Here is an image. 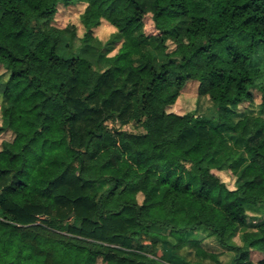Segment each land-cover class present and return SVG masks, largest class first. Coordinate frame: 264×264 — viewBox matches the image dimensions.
<instances>
[{
    "label": "trees",
    "instance_id": "trees-1",
    "mask_svg": "<svg viewBox=\"0 0 264 264\" xmlns=\"http://www.w3.org/2000/svg\"><path fill=\"white\" fill-rule=\"evenodd\" d=\"M77 3L82 38L54 24ZM263 57L264 0H0V264H264ZM190 81L215 116L168 112Z\"/></svg>",
    "mask_w": 264,
    "mask_h": 264
},
{
    "label": "rangeland",
    "instance_id": "rangeland-1",
    "mask_svg": "<svg viewBox=\"0 0 264 264\" xmlns=\"http://www.w3.org/2000/svg\"><path fill=\"white\" fill-rule=\"evenodd\" d=\"M86 9V4L77 3L72 6H59L58 14L55 18V26L59 28H65L69 25H74L77 27V34L80 38L84 35V28L81 25L80 17L84 13ZM145 31L148 34H152L155 32L153 23L151 22V18L147 17L145 21ZM95 36L98 37L103 43H106L111 35L115 32V30L106 22H103L102 25L95 29ZM68 38H65L64 44L60 49V53L63 52L64 47L66 44L69 43ZM123 40L119 39L118 42L110 45V46H103L99 44L97 41H91L87 44H81L80 42H74L75 45V53L80 56L87 57L90 61L94 63H99L105 66L104 60L109 57L115 56L122 44ZM157 56L158 63L164 61V56L161 53H155ZM264 60V57H263ZM5 69L0 66V80L5 82L8 79V75L5 74ZM199 82L190 81L187 83L186 87L184 88L183 92L181 93L180 98L176 102V104L172 107L168 108V112H173L179 115L185 114H196L198 116H205V117H213L215 116L216 110L215 107L211 104L208 98L206 97H199ZM254 95V103L249 105L248 103L243 104L240 106L239 111L244 112L248 111L250 114H259V104L261 103V93L258 88L252 90ZM0 107H1V100H0ZM3 124L1 114H0V125ZM112 127V124H109ZM125 130L134 131L131 127H125ZM14 135L10 132L4 133L0 137V150L3 141H12ZM229 147L233 148V144L230 143ZM237 153H241L239 149H235ZM216 175H218L221 180L227 185V187L231 190L235 189V177L230 171L218 172L214 171ZM108 186L107 185H100L99 192H103ZM140 201H142V197H140ZM250 217H253L252 212L249 213ZM259 217V216H258ZM261 219H264L263 215H260ZM250 225L256 227L260 220L259 218H252L250 220ZM192 239H201L204 238L205 235L203 233H192L190 235ZM236 243H240L239 239L236 238L234 240ZM147 244V242H144ZM205 243L207 246L209 245L212 249H215L216 252H222L223 250L220 249L214 240H206ZM158 256H162V250L159 248L157 250ZM262 256L259 254H253L252 259L254 262H257ZM189 261L192 264H211L210 262L199 261L194 256H189ZM221 261L223 264H230L232 261V254L223 253L221 255Z\"/></svg>",
    "mask_w": 264,
    "mask_h": 264
}]
</instances>
